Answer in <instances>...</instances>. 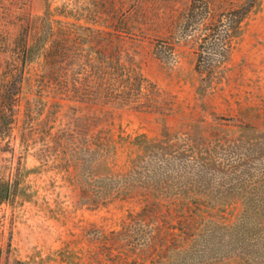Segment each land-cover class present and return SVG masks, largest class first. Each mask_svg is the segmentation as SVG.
<instances>
[{
  "label": "rangeland",
  "instance_id": "374dc122",
  "mask_svg": "<svg viewBox=\"0 0 264 264\" xmlns=\"http://www.w3.org/2000/svg\"><path fill=\"white\" fill-rule=\"evenodd\" d=\"M206 7L0 0V264H246L218 224L264 201V0L210 86L185 36ZM146 143L170 155L132 184Z\"/></svg>",
  "mask_w": 264,
  "mask_h": 264
},
{
  "label": "trees",
  "instance_id": "16d2710c",
  "mask_svg": "<svg viewBox=\"0 0 264 264\" xmlns=\"http://www.w3.org/2000/svg\"><path fill=\"white\" fill-rule=\"evenodd\" d=\"M209 1L204 0L207 6L206 9L197 13L203 19V22L193 23V25L188 26L186 28V32L188 31V33L185 36L189 34L198 43L196 70L200 74L201 81L207 82L210 86L213 84L212 79L216 77L215 73L228 62L235 42L242 35L245 21L259 0H242L239 4L226 10L218 11V13H213L210 10L208 7ZM161 144L163 145V143H146L143 145L145 153L143 152L141 156L139 155L134 159L133 162L135 164L131 171H129L132 184L136 182L144 183L148 179V176H143V172H146L148 169L146 166L152 164L153 158L157 159V155H160L158 157L162 159L170 155L166 154L164 156L161 152L157 151L156 148L162 147ZM142 156L143 159H140ZM138 159L141 161L139 162ZM142 177H145V180H142ZM129 186L130 184L127 182L118 185L116 188L108 185L103 186L101 193H103L105 198L102 203H107L109 199L120 193L122 187H124L125 191ZM92 188L94 190L95 186H87L85 190L89 191ZM10 195H12L11 187L2 185L0 188V202L7 200ZM243 203V210L236 222L231 225L218 224V226L222 229L228 226L230 229L227 231L239 235L234 240L236 245L233 246L234 248H231V252L236 253L237 258L243 260L246 264H253V260H257L259 264H263L264 245L259 247L257 244H264V201L245 200ZM244 227H247L248 230Z\"/></svg>",
  "mask_w": 264,
  "mask_h": 264
}]
</instances>
